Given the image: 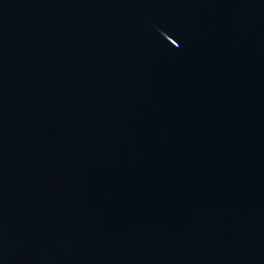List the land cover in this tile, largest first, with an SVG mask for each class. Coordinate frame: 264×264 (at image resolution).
Segmentation results:
<instances>
[{
    "label": "water",
    "instance_id": "95a60500",
    "mask_svg": "<svg viewBox=\"0 0 264 264\" xmlns=\"http://www.w3.org/2000/svg\"><path fill=\"white\" fill-rule=\"evenodd\" d=\"M0 264H264V0H0Z\"/></svg>",
    "mask_w": 264,
    "mask_h": 264
}]
</instances>
